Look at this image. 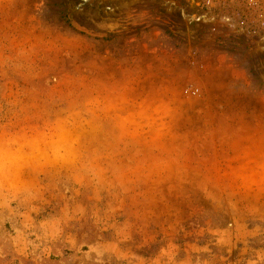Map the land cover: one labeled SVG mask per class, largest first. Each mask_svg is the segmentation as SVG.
Wrapping results in <instances>:
<instances>
[{"label": "rangeland", "instance_id": "1", "mask_svg": "<svg viewBox=\"0 0 264 264\" xmlns=\"http://www.w3.org/2000/svg\"><path fill=\"white\" fill-rule=\"evenodd\" d=\"M0 264H264V0H0Z\"/></svg>", "mask_w": 264, "mask_h": 264}, {"label": "trees", "instance_id": "2", "mask_svg": "<svg viewBox=\"0 0 264 264\" xmlns=\"http://www.w3.org/2000/svg\"><path fill=\"white\" fill-rule=\"evenodd\" d=\"M63 17H64V20L68 23V25H70L69 22H68L67 15L66 14H63Z\"/></svg>", "mask_w": 264, "mask_h": 264}]
</instances>
